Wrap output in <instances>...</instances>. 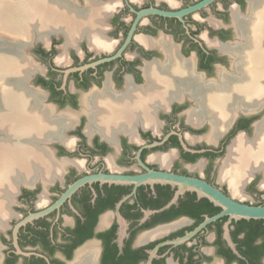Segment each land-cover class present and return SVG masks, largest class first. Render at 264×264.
I'll list each match as a JSON object with an SVG mask.
<instances>
[{"label": "flooded vegetation", "instance_id": "af4514ba", "mask_svg": "<svg viewBox=\"0 0 264 264\" xmlns=\"http://www.w3.org/2000/svg\"><path fill=\"white\" fill-rule=\"evenodd\" d=\"M205 1L32 0L46 27L0 31V264H264V220L202 227L223 208L169 177L264 205V170L231 176L264 0Z\"/></svg>", "mask_w": 264, "mask_h": 264}, {"label": "bare ground", "instance_id": "6f19581e", "mask_svg": "<svg viewBox=\"0 0 264 264\" xmlns=\"http://www.w3.org/2000/svg\"><path fill=\"white\" fill-rule=\"evenodd\" d=\"M30 1L32 0H0V31L27 34L28 29L30 28L38 27L40 29H43L44 27H46L45 23H47L48 19L44 20V18L41 17L40 20H34L29 19L28 16H26L28 13V4ZM33 1L35 4V0ZM22 12H24L25 14H23ZM18 13L21 14L18 15ZM260 18L262 24V22H264V13ZM238 141L239 143L237 142L238 144H235L236 150L235 154L232 157L235 161V163L233 162L235 165H233V167L235 168L232 169L231 172V176L233 179L232 181L235 187H238L241 183L247 180L249 178V175L251 176L253 172L264 170V134L261 135L260 140L255 144L249 143L246 139H238ZM19 150L21 149H14L13 151H15L16 153L13 152L12 156H22L23 154L19 152ZM7 152H9L10 154L12 150L8 148Z\"/></svg>", "mask_w": 264, "mask_h": 264}, {"label": "water", "instance_id": "95a60500", "mask_svg": "<svg viewBox=\"0 0 264 264\" xmlns=\"http://www.w3.org/2000/svg\"><path fill=\"white\" fill-rule=\"evenodd\" d=\"M211 1L213 0H207L202 4L194 7L193 9L187 10V12L201 8L202 6H205L207 3ZM160 13L167 14L166 12H160ZM169 14L172 15L171 13ZM163 177H166V175H163ZM169 177L173 178L174 181H178L181 182L182 184L198 189L200 192H202L207 197L212 199L218 206L223 208V211L220 214L216 215L213 218L208 219L202 227H204L207 223L214 221L223 216H230L236 219L245 218V219L264 220V205L256 206V205L241 203L239 201H236L234 198L227 196L218 188L214 186H210L209 184L197 179L181 178L174 176H169ZM38 215L41 214L31 216V218L36 217Z\"/></svg>", "mask_w": 264, "mask_h": 264}, {"label": "rangeland", "instance_id": "374dc122", "mask_svg": "<svg viewBox=\"0 0 264 264\" xmlns=\"http://www.w3.org/2000/svg\"><path fill=\"white\" fill-rule=\"evenodd\" d=\"M249 177H250V175H249ZM245 181H246V180H245ZM245 181H244V182H245Z\"/></svg>", "mask_w": 264, "mask_h": 264}]
</instances>
